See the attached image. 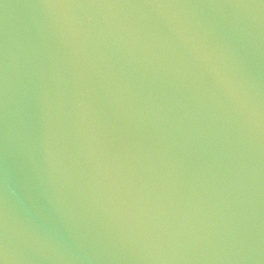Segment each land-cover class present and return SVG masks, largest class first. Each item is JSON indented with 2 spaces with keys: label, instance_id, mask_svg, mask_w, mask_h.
Instances as JSON below:
<instances>
[{
  "label": "water",
  "instance_id": "1",
  "mask_svg": "<svg viewBox=\"0 0 264 264\" xmlns=\"http://www.w3.org/2000/svg\"><path fill=\"white\" fill-rule=\"evenodd\" d=\"M0 264H264V0H0Z\"/></svg>",
  "mask_w": 264,
  "mask_h": 264
}]
</instances>
